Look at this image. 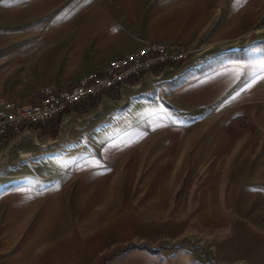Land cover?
<instances>
[{
  "label": "crops",
  "instance_id": "1",
  "mask_svg": "<svg viewBox=\"0 0 264 264\" xmlns=\"http://www.w3.org/2000/svg\"><path fill=\"white\" fill-rule=\"evenodd\" d=\"M214 6V0H0V99L17 105L37 103L46 87L74 85L149 42L206 46L221 32L207 38L220 11ZM190 61L165 71L155 102L134 98L138 87H124L126 94L123 88L91 100L76 108L78 115L71 119L63 115L64 119L28 125L29 135L6 155V144H0V165L13 166L16 174L0 175V264H205L194 250L189 255L185 246L175 245L190 228L184 222L190 212L205 231L206 243L211 242L208 231L233 219L224 239L202 245L212 249L215 264H264L260 135L234 141L245 149L243 157L226 170H211L198 195L189 182L174 210L176 217H166L181 173L180 157L196 153L179 143L180 135L190 131L182 119L212 107L220 97L227 98L229 106V94H224L238 76L237 68L226 67L193 78ZM150 78L146 75L144 80ZM144 83L141 92H148ZM118 95L129 98L120 116L107 100L119 101ZM233 107L232 116L241 113L239 103ZM89 111L94 112L92 119L80 124L72 120ZM204 149L200 155L206 154ZM22 153L53 157L45 163L49 178L31 185L22 180L12 164ZM170 155L178 156L174 163ZM127 165L131 172L143 165L140 191L122 189L115 195L113 168L122 171Z\"/></svg>",
  "mask_w": 264,
  "mask_h": 264
},
{
  "label": "rangeland",
  "instance_id": "2",
  "mask_svg": "<svg viewBox=\"0 0 264 264\" xmlns=\"http://www.w3.org/2000/svg\"><path fill=\"white\" fill-rule=\"evenodd\" d=\"M214 4L216 9L218 6L220 7V11L217 12L218 18L214 27L210 29L211 35L208 34L207 38L215 36L213 34H216L217 30H221L219 37L213 41L210 40L211 42L207 43L206 46H179L192 49L195 58L189 63L188 72L193 78H197L198 75L204 72L219 71L226 67L237 68L238 76L234 81L229 82L230 90L224 94H229V106L227 105V98L220 97L213 103L212 107L198 109L188 119H182V124L189 127L190 131L187 134L182 133L180 135L179 143L183 148L189 147L192 149V153H196L194 156L180 157V159H183L180 177L176 188L169 196V209L166 211V217L169 218L176 217L174 216V210L180 207V200L189 182L196 186L194 192L198 195L204 177L211 170L217 167L220 170L223 168L226 170L243 157L242 153L245 149L236 146L233 143L234 141L247 140L252 134L260 135L264 140V0H214ZM143 82H146L144 84L149 86L148 92H141L143 86H140L135 90L137 91V97L134 98L138 100L143 98L151 102L157 101L156 87L165 82L156 81L152 76L149 80H143ZM127 90L128 88H124L123 93L126 94ZM237 92L239 93L238 97H236ZM107 100L114 107V115H124V110L129 102L128 97L125 96L124 99H121L122 101L111 102L109 99ZM237 103L241 107V113L232 116L231 105L235 108ZM93 114V111H89L84 116H78V119L72 120L76 123L87 121L95 116ZM111 114L113 115V111H111ZM138 115H140V110L137 111ZM228 124H231V130H228ZM259 125L262 126V129L259 128ZM56 132L58 134V131ZM56 134H53L51 138L53 139ZM210 134H212L211 139ZM222 135H226L228 138L226 136L222 138ZM202 147H205L203 151L206 154L200 155ZM22 154L16 162L12 161L15 168L20 170L19 174L22 180L31 185L34 180L49 178L47 174L50 173V166H45V163L52 161L53 157L49 155L34 157ZM177 157L176 155H170L168 158L174 163ZM6 161V158L2 160V162ZM32 165L37 167L32 169L30 168ZM171 168L172 165L166 167L163 173L165 180L168 179V170ZM12 169L13 166L4 168L0 165V175H3V172L10 173L11 176L16 175L15 172H12ZM194 169L197 171L195 176L192 175ZM143 170V165L136 172H131L128 165L122 171L115 166L111 178L114 187L112 190L115 195L122 189L128 193L140 191ZM224 175L226 178H231L227 173H224ZM123 178H125V181ZM190 216V219L184 221L186 225H190V228L174 244L181 247L185 246L189 255H193L191 254L193 251L190 253L189 250H194L196 258L205 264H215L212 249L210 247L205 249L202 245L210 246L209 244L214 243L218 238L224 239L233 228V219L228 220L220 229L208 231L207 238L211 242L206 243L203 237L205 231L198 224V221L195 222L192 219V212L187 214L186 218ZM133 241L136 244V239ZM127 243L130 245V242ZM162 243L166 244L167 238Z\"/></svg>",
  "mask_w": 264,
  "mask_h": 264
},
{
  "label": "built area",
  "instance_id": "3",
  "mask_svg": "<svg viewBox=\"0 0 264 264\" xmlns=\"http://www.w3.org/2000/svg\"><path fill=\"white\" fill-rule=\"evenodd\" d=\"M192 58L190 48L149 42L87 73L74 85L46 87L37 103L17 105L0 99V144H6L2 154H8L21 137L29 135L25 130L28 125L44 124L63 115L71 119L78 115L76 108L87 106L91 100L98 101L124 87H139L146 75L161 81L165 71L183 66Z\"/></svg>",
  "mask_w": 264,
  "mask_h": 264
},
{
  "label": "trees",
  "instance_id": "4",
  "mask_svg": "<svg viewBox=\"0 0 264 264\" xmlns=\"http://www.w3.org/2000/svg\"><path fill=\"white\" fill-rule=\"evenodd\" d=\"M115 98H116L117 100H120V99H121L120 95L116 96ZM228 130H231V124H228ZM129 242H130L129 244H132V243H131L132 241H129Z\"/></svg>",
  "mask_w": 264,
  "mask_h": 264
}]
</instances>
